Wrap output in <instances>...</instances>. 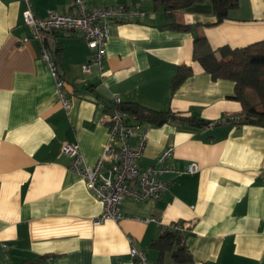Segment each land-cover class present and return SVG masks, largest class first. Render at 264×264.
<instances>
[{
	"label": "crops",
	"instance_id": "crops-1",
	"mask_svg": "<svg viewBox=\"0 0 264 264\" xmlns=\"http://www.w3.org/2000/svg\"><path fill=\"white\" fill-rule=\"evenodd\" d=\"M30 1L37 16L70 8V0ZM86 1L131 4L144 15L112 24L101 74L95 65L83 72L93 50L78 32L47 34L66 81L65 110L40 41L24 40V0H0V264H136L131 245L150 264H264V125L227 121L242 109L234 82L212 78L193 58L196 37L215 51L264 40V0H238L219 22L208 1L179 9L172 19L158 0ZM180 65L190 73L172 89ZM115 97L213 124L151 127L138 163L155 165L174 146L165 164L178 171L160 176L167 190L158 199L124 196L123 218L94 225L102 202L71 169L61 145L77 142L94 164L108 137L101 117ZM191 162L198 169L184 172ZM175 221L186 225L176 232L187 261H177L176 243L162 250L153 244Z\"/></svg>",
	"mask_w": 264,
	"mask_h": 264
},
{
	"label": "built area",
	"instance_id": "built-area-1",
	"mask_svg": "<svg viewBox=\"0 0 264 264\" xmlns=\"http://www.w3.org/2000/svg\"><path fill=\"white\" fill-rule=\"evenodd\" d=\"M23 21L28 27L29 38L40 41V56L52 77L58 98L65 110L70 107V99L65 89V79L58 70L55 58L47 43V34L57 30L78 32L87 46L93 50L91 58L81 65L83 72L91 71L95 65L101 74L104 70L102 59L105 54V41L114 23H125L143 17L144 11L131 4L106 5L90 4L86 0H70V8L65 11H50L45 16H37L31 1L24 0ZM114 102L120 100L115 97ZM101 121L108 125V137L96 162L88 164L77 142H64L61 152L71 159L70 167L87 183L91 192L102 202L100 214L93 219L97 225L106 220L123 218L120 204L124 196L134 200L158 199L167 190L168 183L160 176L167 171H178L165 164L172 155L174 146L169 145L157 157V164L141 168L138 161L142 157L150 125L138 122L128 112L111 108L102 115ZM134 138V143L131 139ZM198 165L191 162L184 172H195ZM156 220L149 217L146 221ZM172 230L182 231L185 223L175 221ZM130 256L136 264H150L143 250L131 245Z\"/></svg>",
	"mask_w": 264,
	"mask_h": 264
},
{
	"label": "trees",
	"instance_id": "trees-1",
	"mask_svg": "<svg viewBox=\"0 0 264 264\" xmlns=\"http://www.w3.org/2000/svg\"><path fill=\"white\" fill-rule=\"evenodd\" d=\"M158 1L163 3V8L169 19H172L175 11L179 9L208 1L212 5V13L217 22L227 18L230 9L236 7L238 3V0ZM172 23L177 25L173 20ZM193 58L212 78L229 79L234 82L233 97L240 102L242 109L239 117H229L227 121L237 124L264 125V40L234 49L223 46L215 51L209 47L205 38L196 37L193 44ZM189 73V67L180 65L171 79V88H176ZM111 108L124 110L138 122L146 123L150 127L170 123L183 129H200L213 124L211 120L185 115L170 109H153L136 101H113L108 111ZM174 243L177 244V249L174 251L177 261L189 260L190 255L184 241L175 230H165L153 244L162 250L170 248Z\"/></svg>",
	"mask_w": 264,
	"mask_h": 264
}]
</instances>
